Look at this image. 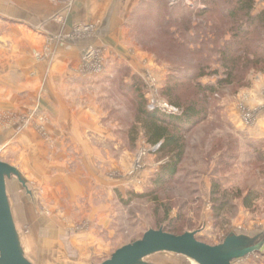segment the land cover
<instances>
[{"label":"rangeland","instance_id":"obj_1","mask_svg":"<svg viewBox=\"0 0 264 264\" xmlns=\"http://www.w3.org/2000/svg\"><path fill=\"white\" fill-rule=\"evenodd\" d=\"M226 1L140 0L112 33L96 32L98 21L36 40L0 16V160L29 181L32 196L16 180L7 193L32 264H102L162 221L210 246L232 231L264 233V30L253 29L248 42L259 49L247 70L219 85L220 51L236 41ZM253 2V14L264 12V0ZM178 4L192 10L188 18L171 10ZM21 5L28 7L0 0V14L33 8ZM106 33L112 44L90 38ZM70 45L76 56L56 70ZM203 60L204 76L188 80ZM143 101L149 111L179 115L195 106L202 115L182 136L183 160L169 184H154L172 157L147 144ZM147 261L197 264L173 253ZM234 264H264V256Z\"/></svg>","mask_w":264,"mask_h":264},{"label":"trees","instance_id":"obj_2","mask_svg":"<svg viewBox=\"0 0 264 264\" xmlns=\"http://www.w3.org/2000/svg\"><path fill=\"white\" fill-rule=\"evenodd\" d=\"M227 11L224 13V17L231 19L232 22V32L234 33V39L236 41L229 43L227 47L221 49V64L224 70L225 78L221 79L218 84L224 85L231 83L234 74L239 70H247L250 64V56H256L258 49L253 48L248 41L251 42V35L253 29L256 27H261V30H264V12L253 14L254 11V2L253 0H227ZM214 5L220 4L219 1H212ZM175 13H184L187 15H182L183 19L188 18V15L192 10L186 8L182 4H178L173 7ZM212 7H208L206 10L198 9L197 13L200 17L204 16L206 13L211 12ZM251 50V51H250ZM264 63V59H259L258 62ZM207 60H203L199 63L198 70H200V75L196 73L187 74L188 80H198L203 77V72L205 71V64ZM195 72V71H194ZM216 87L211 86H202L199 85L198 89L204 93L214 94L217 89ZM170 90V89H169ZM172 103L176 106L181 105L178 102L172 100ZM144 101L141 105V112L145 117L143 123L144 135L146 138L147 144L150 146H156L160 144L158 150L159 153H164L172 157L171 161L166 163L160 173L155 179L157 186L165 185L171 183L175 180L178 175V166L183 160L184 156V146H183V134L192 130L196 125H198L202 120V115L194 107H189L187 109H180L182 113L179 115H168L162 114L159 111H149L144 108ZM142 196V195H141ZM250 196L244 199V204L247 206L249 204ZM248 207H251L248 205ZM163 229L165 232L183 235L184 229L177 224L171 222L170 224H165L163 221L159 222L157 228Z\"/></svg>","mask_w":264,"mask_h":264},{"label":"water","instance_id":"obj_3","mask_svg":"<svg viewBox=\"0 0 264 264\" xmlns=\"http://www.w3.org/2000/svg\"><path fill=\"white\" fill-rule=\"evenodd\" d=\"M18 181L33 195L23 172L0 160V264H32L26 257L7 193L8 181ZM198 232L175 235L163 229L148 230L142 239L117 250L102 264H151L147 259L158 253L184 256L197 264H234L254 254L264 256V233L230 232L218 246L197 239Z\"/></svg>","mask_w":264,"mask_h":264},{"label":"crops","instance_id":"obj_4","mask_svg":"<svg viewBox=\"0 0 264 264\" xmlns=\"http://www.w3.org/2000/svg\"><path fill=\"white\" fill-rule=\"evenodd\" d=\"M16 1L19 6L28 7L21 5V3L24 4V1L27 0ZM138 1L140 0H28L34 9L30 8L27 13H22L20 16H14L13 18H11L12 15H6L5 13L0 14V16L3 20L17 25L16 30H19L22 34L24 33L22 27L27 29L26 31L30 32L27 36L34 40L37 39V35L39 34H41L40 37L49 33H63L67 35V33H73L74 29L80 26L95 24L98 21H101L102 24L96 32L104 33V31L108 32L109 30L112 33L120 28V24L122 25L126 21ZM61 15L65 16L62 23L55 20ZM92 37L90 38L95 42L101 41L100 43L102 44H105L107 41V43L112 44L111 41L116 40V37H113L109 33L108 35L107 33L105 34L104 39V35ZM76 47L70 45L65 48V54L55 62L56 68H58L56 70L64 71L69 59H73L76 56L74 51ZM21 91L19 90V93H22ZM8 93L11 92L9 91ZM14 94H17V91ZM51 95L55 100L56 97H54L53 92ZM261 122L264 124L263 116Z\"/></svg>","mask_w":264,"mask_h":264},{"label":"built area","instance_id":"obj_5","mask_svg":"<svg viewBox=\"0 0 264 264\" xmlns=\"http://www.w3.org/2000/svg\"><path fill=\"white\" fill-rule=\"evenodd\" d=\"M177 0H173V4L176 3ZM249 117V116H248Z\"/></svg>","mask_w":264,"mask_h":264}]
</instances>
